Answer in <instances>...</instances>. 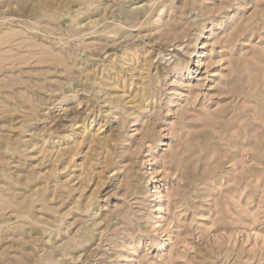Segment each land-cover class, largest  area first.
<instances>
[{
	"label": "rangeland",
	"instance_id": "obj_1",
	"mask_svg": "<svg viewBox=\"0 0 264 264\" xmlns=\"http://www.w3.org/2000/svg\"><path fill=\"white\" fill-rule=\"evenodd\" d=\"M0 264H264V0H0Z\"/></svg>",
	"mask_w": 264,
	"mask_h": 264
},
{
	"label": "bare ground",
	"instance_id": "obj_2",
	"mask_svg": "<svg viewBox=\"0 0 264 264\" xmlns=\"http://www.w3.org/2000/svg\"><path fill=\"white\" fill-rule=\"evenodd\" d=\"M91 1V0H90ZM88 5H91V3L90 4H88ZM92 6V5H91ZM65 8V7H64ZM94 8V7H93ZM68 9H69V7H68ZM64 10V9H63ZM39 11H41V9L39 10ZM44 11V10H43ZM48 11V10H47ZM68 12H70L69 10H68ZM82 12H81V9H79V10H77V11H75V14L77 15V16H79L80 14H81ZM45 14V13H44Z\"/></svg>",
	"mask_w": 264,
	"mask_h": 264
}]
</instances>
